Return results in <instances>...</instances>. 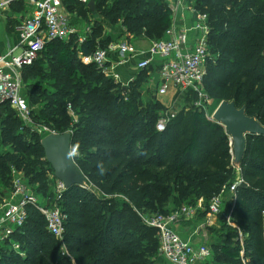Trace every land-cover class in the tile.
<instances>
[{"label": "trees", "instance_id": "obj_1", "mask_svg": "<svg viewBox=\"0 0 264 264\" xmlns=\"http://www.w3.org/2000/svg\"><path fill=\"white\" fill-rule=\"evenodd\" d=\"M94 1L95 11L78 0L64 5L77 9L88 23L103 17L113 25L122 22L128 33L153 39L163 38L172 24V9L164 0ZM189 2L207 15L210 28L205 92L218 104L229 100L245 106L264 124V0ZM91 27L83 42L78 33L48 42L22 70L32 120L59 133L72 132L75 161L88 186L65 191L62 238L48 231L35 206H27L25 224L1 246L0 264H163L158 231L141 211L167 214L203 199L205 210L181 223L202 222L210 201L220 193L229 195L237 176L222 124L193 104L160 131V112L169 108L156 98L143 105L147 70L123 86L95 63L82 61L110 42L103 37L102 22L95 20ZM187 93L196 100L193 91ZM45 135L26 125L9 103L0 106V200L13 189L14 170L39 197H53L54 170L41 145ZM240 168L244 183L225 200L218 224L209 228L212 257L205 264H244L239 231L247 264H264V135L248 136ZM168 203L172 207L166 209Z\"/></svg>", "mask_w": 264, "mask_h": 264}, {"label": "built area", "instance_id": "obj_2", "mask_svg": "<svg viewBox=\"0 0 264 264\" xmlns=\"http://www.w3.org/2000/svg\"><path fill=\"white\" fill-rule=\"evenodd\" d=\"M25 1L33 6V13L19 20L18 31L21 40V52L11 50L5 55H0V106L9 103L15 112L25 121L32 122V110L25 95H23L22 70L26 65H31L52 40L67 41L77 34L70 22V15L64 8L65 0H1L0 11L9 8L13 3ZM89 7L91 0H78ZM169 4L172 13H175L182 4L180 0H164ZM194 13L196 24L194 28L199 31L195 42L189 38V29L182 28L179 24H171L166 30L165 37L154 40L149 50L150 57L139 62V68L147 70L155 62L160 65L162 83L158 89L159 94H166L170 82L174 84L179 93L193 91L197 98L195 106L212 118L213 112L207 108L211 98L204 90L203 82L207 71V62L211 55L208 47V35L210 28L207 15L200 11ZM87 31H91V28ZM85 37L79 35V41ZM118 48L122 54L133 52L135 49L127 43H112L107 48L98 47L88 55L82 56L83 62L95 63L109 76L113 74L109 66V50ZM115 76V75H114ZM117 77V76H116ZM166 118L157 122V129L165 130L169 120L176 113L168 111ZM46 134L56 132L51 128H45ZM237 176L229 186V191L236 196L237 188L244 183L241 168L236 167ZM227 189L224 187L222 192ZM62 181L57 179L53 188L52 198H41L33 192L22 172L14 170L13 189L0 200V249L10 238L11 234L23 226L27 220V206L32 205L45 217L48 231L58 238H62L66 214L60 207V202L66 191ZM222 193L215 196L209 204L208 212L202 223L195 230L207 238L209 228L215 223L214 219L221 212ZM203 199L196 205H183L177 210L164 214L160 212L145 213L140 215L143 220L158 231L160 241V253L164 264H205L211 257L210 247L204 243L197 245L192 240L185 239L178 230V224L183 220L194 219L198 211L203 207ZM213 218V220H212ZM230 220V219H228ZM236 226L235 224H233ZM239 240L242 245L240 255L244 264L248 263L245 257L244 235L239 231ZM15 250H20L18 243H13Z\"/></svg>", "mask_w": 264, "mask_h": 264}, {"label": "crops", "instance_id": "obj_3", "mask_svg": "<svg viewBox=\"0 0 264 264\" xmlns=\"http://www.w3.org/2000/svg\"><path fill=\"white\" fill-rule=\"evenodd\" d=\"M177 1L178 0H176V2ZM180 1L182 4L179 6V9L175 13H172V24L175 23L179 24L182 28H188L189 38L192 42H195L199 35V31L194 28L195 24L197 23L193 10L194 7L189 2V0ZM64 8L70 15V22L72 26L76 29L80 36L85 37L86 33L90 32L87 30L92 28L91 26L94 24V21L99 20L102 22L104 28L108 26V30H117L116 33L108 31L107 34L103 35L104 38H111L112 35H110V32L114 35L118 34L117 37H113V39L110 40L109 45L112 43H127L136 50L135 53L129 52L124 54H122L118 48L109 50L108 64L110 68H112L110 69V71L113 73L112 75L118 76L119 80L123 83H130L138 77L141 71H144L139 68V62L150 57L149 50L151 48L152 42L157 39H153V37H150L147 34L135 35L128 33L122 22L113 25L103 17H91V22L88 23L84 21L81 16H78L77 9L69 11L65 5ZM32 13L33 6L29 3H26L25 1L13 3L9 8H5L0 11V55H5L11 50H14L15 53L21 52V40L18 31V24L20 22L19 20L23 19L24 17H28ZM109 45L107 47H109ZM154 60L155 62L149 69H147L148 78L142 85V96H147L149 100L156 98V100L159 101L162 106L171 108L174 106L178 94L181 93L178 92L172 82H170L169 90L166 94L158 93V89L162 83V77L160 74V65L156 63L157 58ZM22 93L28 97L29 89L26 85L23 86ZM178 230L185 239L192 240L194 243L196 242V235H193L195 234V230L190 231V233H186L180 229L179 225ZM198 239L199 238H197V240Z\"/></svg>", "mask_w": 264, "mask_h": 264}, {"label": "water", "instance_id": "obj_4", "mask_svg": "<svg viewBox=\"0 0 264 264\" xmlns=\"http://www.w3.org/2000/svg\"><path fill=\"white\" fill-rule=\"evenodd\" d=\"M89 7L95 11V2ZM212 119L222 124L230 136L233 164L241 167L250 135H264V124L256 116H250L246 107H238L234 101L222 100L213 112ZM47 161L51 164L54 175L62 181L66 189L80 185L88 186V179L75 161L72 148V132H53L41 139Z\"/></svg>", "mask_w": 264, "mask_h": 264}, {"label": "rangeland", "instance_id": "obj_5", "mask_svg": "<svg viewBox=\"0 0 264 264\" xmlns=\"http://www.w3.org/2000/svg\"><path fill=\"white\" fill-rule=\"evenodd\" d=\"M166 2V1H165ZM167 3V2H166ZM168 4V3H167ZM168 6H169V4H168ZM107 27V28H106ZM105 28H103V30H104V32H103V35H105V34H107V32L108 31H111V32H115L116 33V31H112V30H108V26H106ZM107 29V30H106ZM112 29V28H111ZM114 29V28H113ZM111 32H110V35H112V37L110 38V40H112L113 39V37L115 38V37H117V35L118 34H111ZM85 64H91L90 62H84ZM106 75V74H105ZM107 76V75H106ZM107 77H109V78H112L115 82H117V83H120V84H122L123 86H128L129 85V83H123V82H121L120 80H119V77L117 76H114V75H112V74H110L109 76H107ZM40 82H42L41 81V79H40ZM188 96V93H181V94H178V97L176 98V100H175V104H174V106L173 107H171V108H169V111H171V113H178L180 110H182V109H185V110H188L189 108H191V106H194L195 105V102H196V100H193V98H191V97H187ZM149 100V98L147 97V96H142V103H143V105L144 104H146L147 103V101ZM194 104V105H193ZM217 105H218V103H217V101H215V100H212L211 99V101L209 102V106H208V108H207V110H208V112L209 113H212V112H214V110L216 109V107H217ZM160 118L158 119V121L160 120V119H163V118H166V116L168 115L167 114V112H164V111H161L160 112ZM157 121V122H158ZM25 124L26 125H29L31 128H33V129H41V132L43 133V134H46L48 131H46L45 130V128H47V126H42V127H39L38 126V124L37 123H35L33 120H32V122H25ZM23 174V173H22ZM53 173H51L50 174V178L53 180V183H54V185H55V183L57 182V178L54 176V175H52ZM230 196H233V194L230 192L229 193V195H227V196H225L224 194H223V197H222V202H221V209H224V207H225V203H226V201L225 200H228L229 199V197ZM202 205H203V207L201 208V210H205V205H204V203L202 202ZM166 209L167 208H170V207H172V204H166L165 206H164ZM141 213L142 214H145V210L144 211H141ZM219 216V215H218ZM218 216H217V218L216 219H214V221H215V223H213V225L212 226H216L217 224H218ZM207 218H205L204 220H206ZM203 220V221H204ZM212 220H213V218H212ZM202 221V222H203ZM202 222H193V224H185V223H180V224H178L179 226H180V229L181 230H183L184 232H186V233H190V231H193V230H196L197 228H198V225L200 224V223H202ZM211 226V227H212ZM194 233L195 234H193L194 236L196 235V244L198 245H201V244H204V243H210L211 242V236H210V233H208V237L206 238H204L203 237V235L202 234H200V233H196L195 231H194ZM197 238H199L198 240H197ZM160 248V247H159ZM157 252H158V254H159V260L161 261H163V264L165 263L164 262V260H163V257L161 256V253H160V249H158L157 250ZM158 260V261H159ZM159 261V262H160ZM157 264H160V263H158L157 262Z\"/></svg>", "mask_w": 264, "mask_h": 264}]
</instances>
